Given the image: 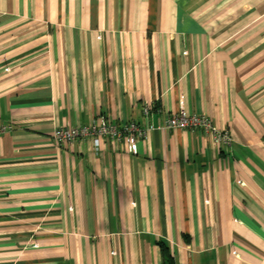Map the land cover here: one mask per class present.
I'll return each instance as SVG.
<instances>
[{"label":"crops","instance_id":"1","mask_svg":"<svg viewBox=\"0 0 264 264\" xmlns=\"http://www.w3.org/2000/svg\"><path fill=\"white\" fill-rule=\"evenodd\" d=\"M101 116L155 128L54 141ZM2 125L0 264H264V0H0Z\"/></svg>","mask_w":264,"mask_h":264},{"label":"built area","instance_id":"2","mask_svg":"<svg viewBox=\"0 0 264 264\" xmlns=\"http://www.w3.org/2000/svg\"><path fill=\"white\" fill-rule=\"evenodd\" d=\"M180 108L170 114L162 128L166 131L171 129H199L209 134L214 143L218 146L231 148L232 135L228 127H220L215 124L212 118L203 113L187 112L183 106V96H179ZM153 110L151 102L143 104V114L149 119ZM145 125L137 122H116L106 116H101L90 123L81 126L61 124L56 126L53 132V139L58 145H69L78 140H90L95 146H99L103 139L113 141H125L126 148L133 155L138 154L137 143L145 139L151 130L155 128L149 120ZM12 130V126H0V135Z\"/></svg>","mask_w":264,"mask_h":264},{"label":"trees","instance_id":"3","mask_svg":"<svg viewBox=\"0 0 264 264\" xmlns=\"http://www.w3.org/2000/svg\"><path fill=\"white\" fill-rule=\"evenodd\" d=\"M160 246L162 247V252H163L164 256L169 258L168 247L166 246V244L164 242H160Z\"/></svg>","mask_w":264,"mask_h":264}]
</instances>
